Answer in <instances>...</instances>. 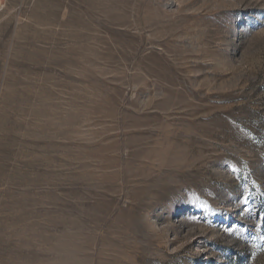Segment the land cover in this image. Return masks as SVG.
<instances>
[{
	"label": "rangeland",
	"instance_id": "1",
	"mask_svg": "<svg viewBox=\"0 0 264 264\" xmlns=\"http://www.w3.org/2000/svg\"><path fill=\"white\" fill-rule=\"evenodd\" d=\"M0 264H264V0H0Z\"/></svg>",
	"mask_w": 264,
	"mask_h": 264
}]
</instances>
